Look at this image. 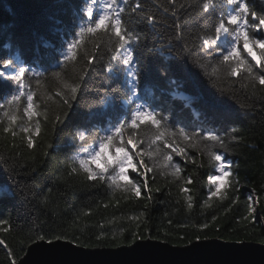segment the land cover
<instances>
[{"label":"snow or ice","instance_id":"1","mask_svg":"<svg viewBox=\"0 0 264 264\" xmlns=\"http://www.w3.org/2000/svg\"><path fill=\"white\" fill-rule=\"evenodd\" d=\"M37 22L59 37L58 54L51 58L54 63L49 70L38 71L24 59L14 33L11 43L5 39L0 44V49H7L0 56V78L15 85L11 94L0 99V133L10 134L13 140L19 137L27 149L34 150L43 125L51 123L53 131L59 127L66 138L62 175L67 169V176L81 177L88 187L103 185L113 196L121 193L127 200H151L149 181L154 183L158 176L170 178L183 185L179 191L188 211L194 207V197L186 185L194 184V174L182 175L185 168L175 158L184 165L203 168V160L198 162L197 158L205 157L214 171L208 176V194L201 208H211L214 198L221 204L229 201L225 211L239 202L238 165L227 156L240 146L250 151L257 148L238 123L254 121V105L240 103L233 85L238 84L249 99L264 92V10H258L250 0H82L79 5H70V13L45 14ZM41 44L53 47L44 38ZM189 65L216 93L233 101L228 104L216 95L205 101L207 115L228 125L226 134L213 127L189 128L179 121L170 122L154 104L151 81L155 79L166 82L172 88V98L190 107L192 98L179 90V81L174 78L190 72ZM96 77L107 87L90 88ZM88 91H95L99 99L82 104ZM81 107L87 112L80 113ZM193 115L198 118L201 113ZM52 148L51 143L46 144L45 158L50 154L47 149ZM10 159L11 164L7 159L0 162V172L6 180L15 181L24 165ZM4 187L6 196L16 197L19 208L28 209L31 215L35 185L15 181ZM51 192L47 189L41 205L55 217L59 205L49 200ZM258 204L259 197L252 189L246 196L247 215L243 219H262L256 216ZM102 206L106 209L109 204ZM81 215L90 216L91 209L77 213L72 227L79 225ZM129 219L139 221L140 217ZM46 224V220L33 217L28 242L47 240L51 244L64 239L80 246L76 233H71V239L67 230L49 234L44 230ZM98 226L104 228L103 223ZM208 226L205 223L200 228ZM9 231V221L0 219V232ZM107 238L104 232L95 236L98 242ZM110 238L116 241L117 235ZM143 238L135 231L131 236L133 242ZM24 245L22 239L20 252ZM0 246L6 250L9 264H18L16 251L5 239L0 238Z\"/></svg>","mask_w":264,"mask_h":264},{"label":"trees","instance_id":"2","mask_svg":"<svg viewBox=\"0 0 264 264\" xmlns=\"http://www.w3.org/2000/svg\"><path fill=\"white\" fill-rule=\"evenodd\" d=\"M81 2L82 0H0V44L5 39L11 43L14 33L28 64L36 67L38 71L49 70L54 63L51 58L58 54L56 49L60 46V39L49 33L46 27L37 21L43 15L53 12L70 13V5L73 3L79 5ZM250 2L254 3L258 10H264V3L261 0H250ZM52 4H61L65 7H47ZM42 38L47 39L53 47H43ZM6 51L7 49H0V56ZM189 69L190 72L179 74L174 78L179 81V90L192 98L190 107L186 108L181 101L172 98L170 95L172 88L166 82L155 79L151 81L155 94L154 104L162 115L169 117L170 122L179 121L189 128L201 125L205 128L213 127L221 135L226 134L228 125L217 123L207 115L208 108L205 101L210 95H216L218 99L228 104H233V101L227 96L216 93L197 69L192 68L191 65ZM100 81L101 78L96 77L89 87H107V85L102 86ZM233 87L237 90V99L240 103L254 105V121L238 123L244 128L243 134L256 145L257 150L250 151L247 147L240 146L227 156V159L238 165L237 171L241 181L239 202L231 205L230 211H225L229 201L226 200L221 204L215 198L211 208H201L208 194V176L214 171L207 164L205 157L197 158L198 162L203 160V168H197L192 163L184 165L179 157L175 158L185 168L182 175L194 174V184L186 185L192 189L189 194L194 197V207L191 211L186 209L184 194L179 191L183 185L178 181H171L170 178L158 176L154 183L149 181L152 187L151 200L146 198L127 200L121 193L113 196L103 185L88 187L82 182L81 177L67 176V169H63L65 174L62 175L66 138L59 127L53 131L51 123H48L43 125L44 132L41 137L36 138L37 147L34 150L27 149L25 142L19 137L13 140L10 134L5 136L0 133V162L7 159L11 164L10 157L15 158L24 165L23 169H18L21 174L15 178V181H19L21 185L26 182L35 185V199L31 201V208L34 211L29 215L28 209L19 208L16 197L6 196L7 189L4 185H14L15 181L6 180L4 173L0 172V219H7L11 227V231L7 233L0 232V238L6 240L20 259L33 244L27 240V231L32 224V218L38 217L47 221L44 230L49 234L50 231L67 230L71 239V233H76L80 236V245H87L85 247L90 248H116L132 244L139 240L132 241L131 236L134 231L144 237L143 239L151 238L177 246L212 238L233 242L264 243V98H262L264 92H258L256 97L249 99L248 93L241 90L238 84ZM14 90L15 85L12 82L0 78V99ZM97 99L99 97L95 91H88L84 94L81 103ZM195 111L201 113L198 118L193 115ZM79 112L85 113L87 108L81 107ZM14 143L17 145L15 148L12 147ZM47 143H51L53 148L47 149L50 154L45 158L43 154ZM191 154L196 156L195 152ZM33 168L36 169L34 173ZM49 188L52 189L49 200L53 205H59L55 217L51 210H46L41 205V198ZM157 188L160 190L157 191ZM252 189H255V195L259 197L256 216L262 219L245 220L243 217L247 215L246 196ZM12 190L16 191L15 187ZM146 195L148 193H145ZM104 203H108L109 207L105 209L102 206ZM87 209H91V215L87 217L81 215L79 225L72 227L74 216ZM131 216H139L140 219L132 221L129 219ZM213 216L216 217L215 220ZM101 223L104 225L103 229L98 226ZM205 223L209 226L201 230L200 226ZM80 229H83V232ZM121 231H123L122 237ZM100 232L107 233L108 238L98 242L95 236ZM112 234L117 235L116 241L110 238ZM22 239L25 245L24 251L20 252ZM0 264H9L3 246H0Z\"/></svg>","mask_w":264,"mask_h":264},{"label":"water","instance_id":"3","mask_svg":"<svg viewBox=\"0 0 264 264\" xmlns=\"http://www.w3.org/2000/svg\"><path fill=\"white\" fill-rule=\"evenodd\" d=\"M24 264H264V243L218 238L184 246L151 238L116 248H90L61 239L31 244Z\"/></svg>","mask_w":264,"mask_h":264}]
</instances>
